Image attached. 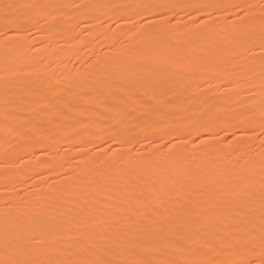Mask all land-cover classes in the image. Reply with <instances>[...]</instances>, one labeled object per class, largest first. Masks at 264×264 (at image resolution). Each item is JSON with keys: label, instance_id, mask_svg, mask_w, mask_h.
I'll return each mask as SVG.
<instances>
[{"label": "rangeland", "instance_id": "1", "mask_svg": "<svg viewBox=\"0 0 264 264\" xmlns=\"http://www.w3.org/2000/svg\"><path fill=\"white\" fill-rule=\"evenodd\" d=\"M34 1L54 3L55 0H0V31L11 34L12 30L20 29L26 32L24 42L11 49V53V50L8 52L2 48L0 50V209L6 212L14 211L13 206L18 204L30 207L36 202L38 195L51 196L47 203L53 205L52 209L64 202L72 207L68 218L63 215L67 221L68 230L73 233H85L88 236L94 235L95 238L97 233L111 236L118 232L112 222L119 221L117 219L123 216L119 207L132 209L131 219H142L145 213L151 215L153 211L148 210L149 207L167 215L177 205H184L199 213H203L206 209L213 216L223 202L246 199L245 195H240L243 190L238 182L224 183L222 181L225 177L231 178L227 172L228 167L234 166L236 170L241 168L238 170L240 173L246 168L244 164L252 162L264 152L259 136L252 134L253 128L258 129L261 117V97L258 88L260 80L258 75H252V68L258 69L260 63L258 59L251 64L249 61H244L248 66H244L241 61L232 67L233 81H236V85L239 80L242 83L240 86L232 87L222 76L210 70L213 65L211 52L204 53L207 56L206 65H209L207 69L209 72L204 69L206 67H202L201 60H199L200 63L196 61L197 48L204 42L203 38L199 39L195 50L188 49L186 44H182L185 40L184 34L177 30L183 27L182 24L170 27L166 33L160 34V38H157L160 43L175 38L174 44L182 48L179 63L175 67H169L153 63L154 61L145 57H139L142 53L137 52L138 49L146 48L145 44L149 42L148 34L156 30L152 25H146L134 31L135 25L125 22V19L130 17L124 13L125 10L111 8L85 10L72 6L73 2L150 5V1H156L150 9H129L130 12L133 11L131 16L143 12L145 16L155 19L169 11L168 8L160 7V5L181 4L185 0H61V5H67V7L48 9L40 14L32 9L19 7L21 4ZM214 1L224 5L255 4L259 6L261 4V0ZM245 1L246 3H243ZM6 5L12 7H5ZM174 11L184 23H191L183 9L177 7ZM122 12L123 24L119 27L116 18H118L117 14ZM80 30L87 33L81 35ZM29 32L32 35H28ZM178 37H181L179 41ZM207 43L212 44V41ZM64 49L70 51V57L68 56L65 60L60 59ZM134 59L139 62L141 60L145 70L138 72L139 70L132 65ZM104 71L106 75L102 76L101 73ZM83 72L86 73L83 74V83L78 87L79 89H70L68 86L75 83L77 77ZM115 72L118 73V77H121L118 81L120 83L117 82L116 85L110 83V78L116 75ZM224 84L228 86L223 88ZM105 85L108 86L106 91L108 93H105L104 98H99L101 88ZM109 86L112 88L110 89ZM68 90L70 94H66ZM217 98L219 100H216ZM247 100L249 102H246ZM152 106L163 113L161 119L154 118ZM102 123L106 124V128ZM113 135L121 139H132L140 155L133 153L123 164L104 173L99 183L92 186L91 191L80 194L79 189L72 187L73 182L65 178L69 169L61 165L78 155L75 144L91 141L89 147H93L103 143L104 140L111 139ZM162 136L173 144L181 138L188 141L187 144H177L173 149V155L176 158L179 148L183 149L187 162L184 165L185 169H182L175 159L178 163L175 161L173 171L168 169L164 175H161V171L141 170L148 165L146 163H149L145 158L158 151L155 145ZM52 137H56L55 149L51 147ZM201 140L205 143L201 144ZM211 145L216 147L217 155L213 157L218 160H215L211 166H206L205 169V165L201 162L205 155L209 154L207 151ZM65 146L72 151H64ZM45 148L49 151H59L49 164H40L39 161L48 159L42 151ZM93 154L102 155L96 153L94 147ZM246 157L249 159L247 160ZM128 159L134 162L142 161V163L139 167H134V164L128 163ZM197 161L199 162L196 163ZM72 166L78 171L87 172L90 161H72ZM27 167L29 169H26ZM92 171L96 169L93 168ZM204 173L208 180L205 182L201 180L202 183L198 181L194 183L196 185L190 183L197 178L198 174L204 175ZM208 174H211L210 178ZM213 176L217 178L215 180L222 179L221 182L214 183L211 179ZM10 177H14L17 181L14 184L5 182L4 179ZM26 179H29L28 185L20 188V183ZM253 187L255 189L259 187L258 175L253 181ZM211 190L210 201L205 202L207 193ZM137 204L139 207H136ZM52 209L50 211H54ZM101 219L108 221V224L99 225L98 222ZM259 220L257 214L252 225L260 227ZM126 224L132 227L129 221L120 225L123 227ZM221 227L214 232L215 237L213 234L211 237L210 233L206 235V232L214 230L210 227L209 230L201 232L199 238L214 242L221 236L227 237L230 233L224 231L223 226ZM103 242V240L100 241V243ZM119 247V244L113 243L112 251L117 256H119ZM165 258L172 257L165 254Z\"/></svg>", "mask_w": 264, "mask_h": 264}, {"label": "snow or ice", "instance_id": "2", "mask_svg": "<svg viewBox=\"0 0 264 264\" xmlns=\"http://www.w3.org/2000/svg\"><path fill=\"white\" fill-rule=\"evenodd\" d=\"M72 6L78 9L111 8L125 11L153 7L118 3H73ZM19 7L32 9L40 14L48 9L67 5L32 2ZM160 7L168 8L169 11L155 19L138 12L135 16L127 17L125 22L135 25L134 31L152 25L160 33H166L170 27L182 24L183 27L177 29L184 34L182 44L192 50L196 49L201 37L216 38L211 47L203 49V52L212 53L211 71L222 76L232 87L236 86V82L229 79L233 76L232 67L241 61H249V64L257 59L260 61L258 69L252 68V75H258L260 80L261 97V117L258 129L253 128L252 134L259 136L261 147L264 148V0H261L259 6L185 0L181 4H164ZM177 7L184 10L191 23H184L179 18L174 11ZM27 34L32 35L30 32ZM25 35L26 32L20 29L12 30L11 34L0 31V48L8 52L24 42ZM181 52V47L164 41L142 55L159 64L175 67L179 63ZM195 59L206 60L207 56L202 54ZM151 111L156 119L162 118L163 113L155 106ZM51 139V147L55 149L56 137ZM91 143L86 141L75 144L78 155L61 165L69 169L65 178L73 182L72 187L79 189L80 194L91 191L104 173L123 164L133 153L140 155L132 139H121L117 135L93 145L96 153L102 155L93 154V147H89ZM187 143L186 139L181 138L173 144L162 136L155 145L158 151L145 158L149 163L141 170L162 171L175 168L173 149L177 144ZM200 143L204 144L205 141L201 140ZM63 150L72 151L66 146ZM42 151L48 159L39 163L49 164L59 150L49 151L45 148ZM77 160L90 161L89 170L78 171L73 167L72 161ZM128 163L139 167L142 162L128 159ZM93 168L96 171H92ZM257 175L259 187L255 189L253 181ZM222 182H238L246 199L223 202L211 220L189 207L177 205L167 215L154 210L151 215L145 214L142 219L129 218L132 227L127 224L121 227L117 223V233L111 236L97 233L95 238L68 230L63 214L50 211L53 208L52 204L47 203L50 197L40 194L30 207L18 204L13 206L14 211L0 209V264H264V152L237 176ZM257 214L260 219L258 231L251 226ZM217 225L223 226L224 231L230 234L227 237L221 236L214 242L202 238L197 240L201 232ZM101 240L104 242L100 243ZM114 242L120 246L119 256L112 251ZM165 254L172 258H165Z\"/></svg>", "mask_w": 264, "mask_h": 264}, {"label": "bare ground", "instance_id": "3", "mask_svg": "<svg viewBox=\"0 0 264 264\" xmlns=\"http://www.w3.org/2000/svg\"><path fill=\"white\" fill-rule=\"evenodd\" d=\"M70 1V0H69ZM227 1V0H226ZM34 2H36V1H34ZM78 2V1H77ZM151 2V4L150 5H152V6H154V4H155V2L156 1H150ZM149 2V3H150ZM210 2H216V1H210ZM238 3H239V1H237ZM54 3H56V4H61V0H55L54 1ZM74 3V2H73ZM90 3V2H89ZM133 3V2H132ZM217 3V2H216ZM243 3H246V1L245 2H243ZM226 4V3H225ZM73 10V9H72ZM86 10V9H85ZM165 11V10H164ZM34 12V11H33ZM133 12V11H132ZM132 12H130V10L128 11V10H126V11H124V13H126L128 16H131L132 15ZM168 12V11H167ZM84 13V12H83ZM86 13V12H85ZM9 14V13H8ZM65 15V14H64ZM118 15V18H116L117 19V25L119 26V27H121L122 26V24H123V12L122 13H120V14H117ZM16 17V16H15ZM6 18V17H5ZM18 18V17H17ZM100 20V19H99ZM95 22V21H94ZM97 22V21H96ZM4 24V23H3ZM1 25V24H0ZM11 26V25H10ZM12 26H14V25H12ZM15 27V26H14ZM44 29V28H43ZM94 29V28H93ZM96 29V28H95ZM178 29V28H177ZM52 30V29H51ZM85 30V29H84ZM149 30V29H148ZM89 31V30H88ZM147 31V30H146ZM150 32V31H149ZM177 32V31H176ZM86 33H87V31H86ZM85 33V31H82V30H80V34L81 35H84V34H86ZM172 33V32H171ZM181 33V32H180ZM47 34H48V32H47ZM160 34H162V33H160L158 30H155V31H151L149 34H148V37H149V42H147L146 44H145V46H146V48H143V49H138L139 51H137V52H139V53H144V52H146V51H148L149 49H151L152 47H157L158 45H160V42L157 40V38L160 36ZM92 35V34H91ZM181 35V34H180ZM176 37V36H175ZM182 37V36H181ZM181 37H178L177 38V40L179 41L180 39H181ZM144 38V37H143ZM160 38V37H159ZM162 39H163V37H161ZM180 38V39H179ZM201 38H203L202 40L204 41V42H202V45H199V47L197 48V54H198V56H200V55H202V54H204V52H203V49H205V48H210L211 47V45L213 44V42H214V38L212 37V36H206V37H201ZM100 39V38H99ZM165 39V38H164ZM216 39V38H215ZM67 40H68V38H67ZM210 40L212 41V44H209V43H207V41H209L210 42ZM140 41H142V40H140ZM174 41H176V39L174 38V39H172V40H170V41H167V42H169L170 44H172V45H176V44H174L175 42ZM49 42V41H48ZM134 42V41H133ZM115 44V43H114ZM136 44H137V42H136ZM125 47V46H124ZM137 47H139L138 45H137ZM144 47V46H143ZM186 47V46H185ZM184 47V48H185ZM18 48V47H17ZM116 48V47H115ZM14 49V48H13ZM16 49V48H15ZM21 49H22V47H21ZM27 49V48H26ZM67 49V48H66ZM0 50H1V48H0ZM65 50V49H64ZM127 50V49H126ZM132 50V49H131ZM22 51H23V49H22ZM129 51V50H128ZM12 52V50L10 51V53ZM21 52V50L19 51V53ZM30 53V52H29ZM18 54V53H17ZM26 54V53H25ZM187 54V53H186ZM196 54V53H195ZM207 54V53H206ZM211 54V53H210ZM70 55V51H67V50H65V51H63V52H61V54H60V59H66L68 56ZM72 55V54H71ZM135 55V54H134ZM142 55V54H141ZM25 56H27V55H25ZM139 56V55H138ZM12 57V56H11ZM70 57V56H69ZM128 57V56H127ZM139 57H141V58H144V56L142 55V56H139ZM209 57V56H208ZM130 58V57H129ZM131 58H132V56H131ZM46 59V58H45ZM184 59V58H183ZM145 60V59H144ZM36 61V60H35ZM47 61V60H46ZM146 61V60H145ZM197 61V60H196ZM202 61V67H206V68H204V69H208V66L209 65H206V60H201ZM2 62H5V61H2ZM66 62V61H65ZM148 62V61H147ZM209 62V61H208ZM243 63V65H247V63L246 62H244V61H242ZM97 63H98V61H97ZM120 62H118V64H119ZM129 63V62H128ZM153 63H157V62H153ZM198 63H200V61H198ZM66 64V63H65ZM208 64V63H207ZM212 64V63H211ZM257 64V63H256ZM57 65V64H56ZM97 65V64H96ZM103 65V64H102ZM121 65V64H120ZM125 65H127V64H125ZM132 65H133V67L136 69V70H139L138 72H140V71H143V70H145V68H144V64L143 63H141V60H140V62H139V60H137V59H134V61L132 62ZM16 66V65H15ZM60 66V65H59ZM97 66H99V65H97ZM119 66V65H118ZM123 66V65H122ZM213 66V65H212ZM5 67V66H4ZM7 67V66H6ZM13 67V66H12ZM61 67V66H60ZM20 68V67H19ZM90 68V67H89ZM112 68V67H111ZM115 68H116V66H115ZM6 69V68H5ZM12 69V68H11ZM28 69V68H27ZM60 69V68H59ZM106 69L107 70H109L107 67H106ZM134 69V70H135ZM160 69V68H159ZM210 69V68H209ZM211 69H212V67H211ZM210 69V70H211ZM9 70V69H8ZM7 70V71H8ZM115 70H117V68L115 69ZM205 70V71H206ZM6 71V72H7ZM102 72H103V70H102ZM122 72V71H121ZM125 72V71H124ZM207 72H209V70H207ZM211 72V71H210ZM86 73V72H85ZM84 72L83 73H79L80 74V76L79 77H77V80L75 81V83H73V82H71V83H73V84H71V86H68L70 89H73V88H77V89H79L78 87H80L81 85H82V83H83V74H85ZM88 73H90V72H88ZM101 73V72H100ZM99 73V74H100ZM104 73H105V71H104ZM104 73H101V75L103 76H105L106 75V73L104 74ZM109 73V72H108ZM107 73V75H109L110 73H113V72H110L109 74ZM166 73V72H165ZM90 74H92V73H90ZM114 74H116V75H114V76H112L110 79V83H113L114 85H116L117 84V82L119 81V79L121 78V77H118V73H114ZM240 74V73H239ZM130 75V74H129ZM143 75V74H142ZM160 75V74H159ZM86 76V75H85ZM122 76V75H121ZM137 76V75H136ZM233 76H234V74H233ZM241 76V75H240ZM12 77V76H11ZM16 77V76H15ZM243 77V76H242ZM245 77V76H244ZM108 79H109V77H107ZM136 78V77H135ZM256 78V77H255ZM71 79V78H70ZM229 79H232V77H230ZM237 79V78H236ZM243 79V78H242ZM18 80V79H17ZM121 80V79H120ZM160 80V79H159ZM233 80V79H232ZM72 81V80H71ZM225 81V80H224ZM236 82V81H235ZM118 83H120V82H118ZM130 83V82H129ZM134 83V82H133ZM229 84V83H228ZM228 84H224L223 85V88H225V87H227L228 86ZM87 85V84H86ZM93 85V84H92ZM119 85V84H118ZM237 85L238 86H240V85H242V83H241V81L239 80L238 82H237ZM236 85V86H237ZM256 86V85H255ZM108 86H103L102 88H101V93H100V96H99V98H104V95H105V93H108V92H106L107 90H108V88H107ZM257 87V86H256ZM65 88V87H64ZM92 88V87H91ZM109 88L111 89L112 88V86H109ZM136 88V87H135ZM143 88V87H142ZM240 88V87H239ZM238 88V89H239ZM259 88V87H258ZM81 89V88H80ZM84 89V88H83ZM216 89V88H215ZM214 89V90H215ZM227 89V88H226ZM213 90V89H212ZM212 90H211V93H212ZM220 90H222V89H220ZM224 90V89H223ZM236 90V89H235ZM21 92V91H20ZM23 92V91H22ZM85 92V91H84ZM83 92V93H84ZM214 92V91H213ZM217 92V91H216ZM225 92V91H224ZM79 93V92H78ZM77 93V94H78ZM135 92H133V94H134ZM144 93V92H143ZM222 93V92H221ZM66 94H70V90H68L67 91V93ZM76 94V93H75ZM99 94V93H98ZM73 95V94H72ZM76 96V95H75ZM81 96V95H80ZM129 96V95H128ZM137 96V95H136ZM218 96V95H217ZM222 96H224V95H222ZM23 97V96H22ZM21 97V98H22ZM70 97V96H69ZM87 97V96H86ZM131 97H132V95H131ZM225 97V96H224ZM224 97H222V98H224ZM24 98V97H23ZM68 98V97H67ZM147 98H149V97H147ZM190 98V97H189ZM227 98V97H226ZM225 98V99H226ZM229 98V97H228ZM236 98V97H235ZM137 99H139V98H137ZM236 99H238V97L236 98ZM235 99V100H236ZM24 100H26V99H24ZM24 100H23V102H24ZM50 100V99H49ZM216 100H219V98H217ZM29 101V100H28ZM51 101V100H50ZM79 101V100H78ZM88 101V100H87ZM106 101V100H105ZM133 101V100H132ZM175 101V100H174ZM187 101V100H186ZM199 101V100H198ZM131 102V101H130ZM138 102V101H137ZM141 102V101H140ZM193 102V101H192ZM219 102H221V101H219ZM227 102H229V101H227ZM246 102H249L248 100L246 101ZM31 103V102H30ZM95 103V102H94ZM142 103V102H141ZM191 103V102H190ZM217 103V102H216ZM232 103H233V101H232ZM95 104H97V103H95ZM107 104V103H106ZM1 105V104H0ZM105 105V104H104ZM99 106V105H98ZM135 107V106H134ZM153 107V106H152ZM256 108H257V106H256ZM98 109V108H97ZM96 109V110H97ZM186 109V108H185ZM103 110V109H102ZM212 110V109H211ZM50 112V111H49ZM104 112V111H103ZM198 112V111H197ZM54 114V113H53ZM210 115V114H209ZM46 116V115H45ZM123 116V115H122ZM170 116V115H169ZM50 117V116H49ZM125 117V116H124ZM48 118V117H47ZM47 118H45V119H47ZM155 118V117H154ZM178 118V117H177ZM187 118V117H186ZM128 119V118H127ZM174 120H175V118H174ZM131 122V121H130ZM166 122V121H165ZM169 122V121H168ZM117 123V122H116ZM124 123V122H123ZM123 123H121V124H123ZM170 124V123H169ZM102 125H104V127H105V123H102ZM125 125V124H124ZM154 125V124H153ZM100 127V126H99ZM106 128V127H105ZM186 128V127H185ZM150 131H153V130H150ZM157 131V130H156ZM150 138V137H149ZM208 143V142H207ZM206 143V144H207ZM210 145V144H209ZM219 145V144H218ZM243 146V145H242ZM186 147V146H185ZM204 147V146H203ZM216 147H211V148H209L208 149V151H207V153H209V154H206L205 155V157H204V159L202 160V162H201V164L203 165H205V169L207 168L206 166H211L214 162H215V160H218V159H215V157H216V155H217V153H216V149H215ZM244 148V147H243ZM180 149V151H179V153L177 154V158H176V160L179 162V165H181V167H182V169H185L184 168V165L187 163L186 162V160H185V156H184V154H183V149L180 147L179 148ZM225 149V148H224ZM235 149V148H234ZM233 149V150H234ZM20 150V149H19ZM18 150V151H19ZM22 150V149H21ZM246 150V149H245ZM175 151V150H174ZM227 152V151H226ZM246 152V151H245ZM177 153V152H176ZM198 153V152H197ZM187 154V153H186ZM191 155V154H190ZM196 155V154H195ZM202 155V154H201ZM215 155V157H213ZM220 155V154H219ZM176 157V156H175ZM186 157H187V155H186ZM221 157V156H220ZM200 159H202V158H200ZM225 159V158H224ZM235 159H237V158H235ZM240 159V158H239ZM246 159L248 160L249 159V157L247 158L246 157ZM175 160V161H176ZM194 160V159H193ZM197 160V159H196ZM223 159L221 158V161H222ZM176 161V162H177ZM195 161V160H194ZM225 161V160H224ZM142 162V161H141ZM148 162V161H147ZM177 162V163H178ZM199 161H197L196 163H198ZM230 162V161H229ZM145 163V162H144ZM252 162H247L246 164H244L245 166H246V168L247 167H249V165L251 164ZM128 164V163H127ZM146 164H148V163H146ZM145 164V165H146ZM193 164H195L194 162H193ZM200 164V163H199ZM198 164V165H199ZM234 164V163H233ZM232 164V165H233ZM238 164V163H237ZM144 165V166H145ZM220 165V164H219ZM225 165H227V163L225 164ZM25 166H27V165H25ZM33 166V165H32ZM195 166V165H194ZM197 166V165H196ZM216 166H217V164H216ZM29 167V166H28ZM26 168V169H29V168ZM124 167V166H123ZM133 167V166H132ZM134 167H136V165L134 164ZM186 167H187V165H186ZM199 167V166H198ZM203 167V166H202ZM227 167V166H226ZM127 168V167H126ZM197 168V167H196ZM237 168V167H236ZM245 168V169H246ZM31 169V168H30ZM33 169V168H32ZM31 169V170H32ZM135 169V168H134ZM182 169H181V171H182ZM204 169V168H203ZM204 169V170H205ZM210 169V168H209ZM208 169V170H209ZM241 169V168H240ZM240 169H238V170H240ZM120 170V169H119ZM175 170V169H174ZM210 170H212V169H210ZM209 170V171H210ZM216 170V169H215ZM218 170V169H217ZM238 170H236L235 168H234V166H231V167H228V169H227V172H228V175H229V177H232V176H235V175H237L238 173H239V171ZM171 171H173V169L171 170ZM222 171V170H221ZM225 171V170H224ZM242 171V170H241ZM124 172V171H123ZM129 172V171H128ZM150 172V171H149ZM152 172H154V171H152ZM167 172V170H162L161 171V175H164V173H166ZM180 172V171H179ZM184 172V171H183ZM202 172V171H201ZM212 172H213V170H212ZM215 172V171H214ZM111 173H113V172H111ZM193 173V172H192ZM191 173V174H192ZM114 174V173H113ZM154 174H156V173H154ZM182 174V173H181ZM124 175V174H123ZM130 175V174H129ZM176 175V174H175ZM193 175V174H192ZM204 175H205V173H204ZM202 175V174H198V176H197V178L196 179H194V181H191L190 183H192V184H194V183H198V181H200V183H202L201 182V180L202 181H204L205 182V180H208L207 179V175ZM211 175V174H210ZM210 175L208 174V177L210 178ZM136 176V175H135ZM158 176V175H157ZM160 176V175H159ZM216 176V175H215ZM124 177V176H123ZM150 177V176H149ZM142 178V177H141ZM171 178V177H170ZM185 178V177H184ZM215 178L216 177H212L211 179L212 180H214V183H216L215 181H217V180H215ZM227 177H225V179H226ZM25 179V178H24ZM30 179V178H29ZM29 179H26V180H22V182L20 183V188H25L27 185H28V180ZM33 179V178H32ZM125 179V178H124ZM138 179V178H137ZM151 180L153 179L152 177L150 178ZM169 179V178H168ZM217 179V178H216ZM5 180V182L7 181V182H9L10 184H14V182H16L17 180L16 179H14V177L13 178H5L4 179ZM35 180V179H34ZM193 180V179H192ZM222 180V179H221ZM33 181V180H32ZM189 181V180H188ZM255 181V180H254ZM140 182V181H139ZM151 182V181H150ZM211 182V181H210ZM256 182H257V180H256ZM1 183H2V181H1ZM160 183V182H159ZM17 184H18V182H17ZM161 184V183H160ZM235 184H237V183H235ZM16 185V184H15ZM137 185V184H136ZM194 185H196V184H194ZM193 185V186H194ZM199 185V184H198ZM224 185V184H223ZM17 186H19V185H17ZM131 187V186H130ZM231 187V186H230ZM28 188V187H27ZM97 188V187H96ZM106 188V187H105ZM112 189V188H111ZM240 189V188H239ZM95 191V190H94ZM239 192V191H238ZM65 193V192H64ZM211 193H212V190L211 191H209L208 193H207V196H206V201L205 202H209L210 201V197H211ZM223 193H225V191H223ZM217 194V193H216ZM61 195V194H60ZM123 195V194H122ZM121 195V196H122ZM214 195V194H213ZM240 195L242 196H244L245 194H244V192L243 191H241V193H240ZM63 196V195H62ZM107 196V195H106ZM51 197V196H50ZM118 197V196H117ZM151 197V196H150ZM239 197V196H238ZM70 198V197H69ZM123 199V198H122ZM227 199V198H226ZM69 200V199H68ZM115 200V199H114ZM62 201V200H61ZM99 201V200H98ZM195 201V200H194ZM225 201V200H224ZM49 202V201H48ZM52 203V202H51ZM95 203V202H94ZM60 204V203H59ZM96 204V203H95ZM208 204V203H207ZM222 204V203H221ZM222 206V205H221ZM96 207V206H95ZM109 207V206H108ZM166 207V206H165ZM71 206H70V204L69 203H67V202H64V204H60L59 206H56L54 209H52V210H54V212H60V213H62L63 215H65V216H67V218L69 217V212L71 211ZM113 208V207H112ZM175 208V207H174ZM99 209V208H98ZM102 209V208H101ZM90 210H91V208H90ZM119 210L120 211H122V214H123V216L121 217V219H117V220H119V221H115V222H112L113 224H117V223H119V224H121V223H126V222H128L129 221V218H131L130 216L132 215L131 213H132V209H130L129 207H119ZM134 210V209H133ZM148 210H151V211H154L152 208H148ZM95 211V210H94ZM150 211V212H151ZM152 213V212H151ZM202 213V212H201ZM146 214V213H145ZM202 215H203V217H206V218H208L209 220H211V219H213V216H211L210 214H209V212L205 209V211L202 213ZM81 216V215H80ZM101 216V215H100ZM74 217V216H73ZM102 217H104L103 215H102ZM65 218V217H64ZM72 218V217H71ZM257 218H258V216H257ZM97 220V219H96ZM110 221H111V219H110ZM254 221V220H253ZM259 222V224H260V220L258 221ZM80 223V222H79ZM99 225H106V224H108V221H106V220H104V219H101L99 222ZM130 223V222H129ZM78 224V223H77ZM83 224V223H82ZM129 225V224H128ZM254 225V224H253ZM251 225L254 229H256L257 230V228H259V225ZM108 226V225H107ZM81 227H82V225H81ZM214 228V227H213ZM220 228H222L221 227V225H217L215 228H214V230H212V231H209V232H206V235H208L209 233L211 234H209L211 237H212V234H213V236H214V232L216 231L217 232V230H219ZM209 230V229H208ZM92 231V230H91ZM221 231V230H220ZM203 232H205V231H203ZM202 232V233H203ZM104 233V232H103ZM229 233V232H228ZM225 235H227V234H225ZM89 236H91V237H93L94 238V235H89ZM106 236V235H105ZM205 237V236H204ZM215 237V236H214ZM201 238H199V237H197V240H200ZM115 250H117V249H115Z\"/></svg>", "mask_w": 264, "mask_h": 264}]
</instances>
